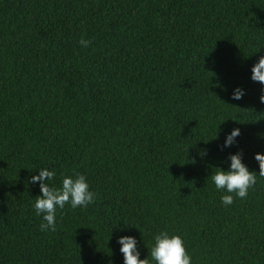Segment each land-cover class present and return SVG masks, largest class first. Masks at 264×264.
<instances>
[{"label": "trees", "instance_id": "trees-1", "mask_svg": "<svg viewBox=\"0 0 264 264\" xmlns=\"http://www.w3.org/2000/svg\"><path fill=\"white\" fill-rule=\"evenodd\" d=\"M261 55L264 0H0V264H123L120 236L150 259L162 230L192 264H264ZM238 149L257 179L226 207L210 175ZM42 168L96 193L46 233Z\"/></svg>", "mask_w": 264, "mask_h": 264}, {"label": "clouds", "instance_id": "clouds-1", "mask_svg": "<svg viewBox=\"0 0 264 264\" xmlns=\"http://www.w3.org/2000/svg\"><path fill=\"white\" fill-rule=\"evenodd\" d=\"M81 47L87 48L90 41L81 39ZM258 52V51H257ZM250 80L259 83L260 95L258 100L264 104V55L259 56L250 69ZM223 87V86H221ZM246 94L245 89L236 87L231 94L232 100H241ZM218 129L215 139H219ZM241 135L239 128H233L224 134L223 148H231L237 144V138ZM257 138L264 140V132L257 133ZM197 155L201 158L207 155V149H200ZM258 164L259 175L264 177V153L257 152L253 156ZM195 163V161H192ZM217 171L210 175L211 182L217 192L227 193L221 196L223 206H231L234 198L245 199L249 189L256 183L257 173L250 171L243 163V151L237 150L227 157V170L215 168ZM54 170L39 169L38 175H31L28 182L38 184L41 195L34 199L33 209L35 215L42 218L39 225L40 231H56L57 210L64 209L68 204L71 208H86L96 199V193L90 190L87 178L83 174L63 175L59 187L50 182L56 177ZM150 259H140L141 250L138 241L133 236H120L116 243L123 257V264H192V257L187 252L184 240L180 235L170 234L162 230L152 238ZM149 252V250H148Z\"/></svg>", "mask_w": 264, "mask_h": 264}]
</instances>
